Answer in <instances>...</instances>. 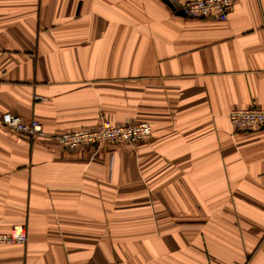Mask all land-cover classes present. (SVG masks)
Instances as JSON below:
<instances>
[{
  "label": "crops",
  "instance_id": "0c3cea01",
  "mask_svg": "<svg viewBox=\"0 0 264 264\" xmlns=\"http://www.w3.org/2000/svg\"><path fill=\"white\" fill-rule=\"evenodd\" d=\"M0 0V264H264V0ZM175 11H178L176 8ZM36 120L44 137L15 131ZM146 121L148 140L55 136Z\"/></svg>",
  "mask_w": 264,
  "mask_h": 264
},
{
  "label": "built area",
  "instance_id": "2783aa9c",
  "mask_svg": "<svg viewBox=\"0 0 264 264\" xmlns=\"http://www.w3.org/2000/svg\"><path fill=\"white\" fill-rule=\"evenodd\" d=\"M236 0H179L177 7L185 16L191 18L224 19ZM228 120L236 132L264 130V108L233 109L228 113ZM15 131L28 137H44L41 124L36 120L24 122L16 119L13 122ZM152 127L146 121L112 124L101 120L93 129L67 131L54 137L57 143L65 149L89 147L94 151L105 143L136 144L150 138ZM25 225H15L9 232H0V244H24L26 242Z\"/></svg>",
  "mask_w": 264,
  "mask_h": 264
},
{
  "label": "water",
  "instance_id": "95a60500",
  "mask_svg": "<svg viewBox=\"0 0 264 264\" xmlns=\"http://www.w3.org/2000/svg\"><path fill=\"white\" fill-rule=\"evenodd\" d=\"M167 5L169 6V8L172 10V11H174V13L176 14V15H181V16H184V14H183V12L182 11H175V8L171 5V4H169L168 2H167Z\"/></svg>",
  "mask_w": 264,
  "mask_h": 264
}]
</instances>
